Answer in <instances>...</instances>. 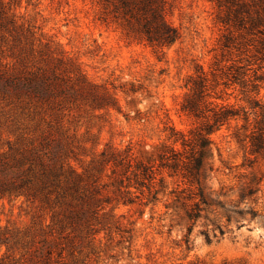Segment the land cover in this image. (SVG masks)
Here are the masks:
<instances>
[{"label":"rangeland","instance_id":"1","mask_svg":"<svg viewBox=\"0 0 264 264\" xmlns=\"http://www.w3.org/2000/svg\"><path fill=\"white\" fill-rule=\"evenodd\" d=\"M17 2L18 13L41 27L52 42L55 57L71 61L90 82L108 87L118 100L115 109L81 106L66 112L77 154L72 165L80 174L92 170L107 146L119 150L130 146L138 159L147 162L172 143L170 127L188 132L194 122L181 108L189 94L187 80L199 67L209 74L243 67L240 72L251 80L261 76L260 88L252 96L261 104L256 116L264 117V69L260 70L264 68V0H169L167 17L181 38L164 55L127 38L118 24L101 21L102 10L92 0ZM15 63L8 53L0 52V64ZM217 93L237 109L253 112L239 86L226 88L220 81ZM256 116L250 115L249 130ZM244 124L242 117L211 136L212 171L206 191L230 213L220 209L216 216L209 211L196 223L190 221L171 194L186 186L167 174L163 185L158 177L156 201L142 197L125 204L126 189L120 193L112 185L114 176L107 169L95 174L101 177L99 188L106 185L103 194L113 199L111 204L101 216H80L76 223L63 218L64 233H57L61 240L56 235L49 238L63 244L51 260L46 247V260H37L36 250L45 238L40 229L49 233L45 226L52 225L53 216H39L25 199L0 202V258L25 259L27 264H264V157L250 167L254 156L241 142ZM9 141L15 143L17 135L0 127V152L8 150ZM131 192L139 195L134 188ZM243 194H248L245 201ZM217 226L224 229L223 235L214 231Z\"/></svg>","mask_w":264,"mask_h":264},{"label":"trees","instance_id":"2","mask_svg":"<svg viewBox=\"0 0 264 264\" xmlns=\"http://www.w3.org/2000/svg\"><path fill=\"white\" fill-rule=\"evenodd\" d=\"M92 1L102 10L101 21L118 24L127 38L163 55L181 38L179 29L167 17L169 0ZM19 6L17 0H0V52L8 53L16 61L13 66L0 64V127L5 126L17 135V141H9L8 150L0 152V202L25 199L38 210L39 216H53L52 225L45 226L50 232L40 229L45 238L40 241L43 247L36 250L37 260L43 257L46 260L44 247L51 260L54 250L63 245L51 243L49 238L64 233L65 219L76 223L80 216H101L111 204L113 199L103 194L106 185L99 188L101 177L95 174L101 175L107 169L114 176L112 185H117L120 193L122 188L126 189L129 198L125 204H134L135 199L142 197L156 201L160 193L156 185L158 177L163 185L167 174L186 186L174 189L171 194L190 221L196 223L209 211L216 216L220 209L231 212L206 191L212 171L211 136L243 117L246 124L242 127L245 136L241 142L254 156L250 167L264 157V117L256 116L255 110L261 104L252 96L260 88L261 76L255 75L251 80L246 72H240L243 67L233 70L232 66L229 72L217 69L211 74L199 67L187 80L189 94L181 108L194 122L188 132L170 127L172 143L164 145L157 157L147 162L138 159L130 146L125 150L107 146L85 176L72 165L77 154L65 123L66 112L81 106L115 109L118 100L108 87L90 82L71 61L55 57L52 42L47 40L43 29L18 13ZM224 47L229 49L230 44L225 43ZM220 81L226 88L239 86L253 112L249 114L224 102L217 93ZM250 115L256 116L251 130L247 125ZM132 188L139 191L138 196H134ZM247 197L248 194H243L241 200ZM217 229L222 235L225 233L221 226L214 231ZM207 238L210 239L209 233ZM186 242L189 245V239ZM27 262L0 258V264Z\"/></svg>","mask_w":264,"mask_h":264}]
</instances>
